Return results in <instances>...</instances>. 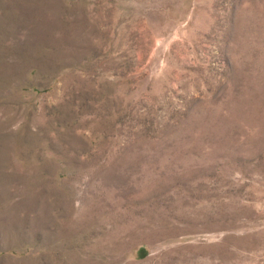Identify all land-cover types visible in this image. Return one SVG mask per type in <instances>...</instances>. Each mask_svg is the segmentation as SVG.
<instances>
[{
    "label": "rangeland",
    "instance_id": "374dc122",
    "mask_svg": "<svg viewBox=\"0 0 264 264\" xmlns=\"http://www.w3.org/2000/svg\"><path fill=\"white\" fill-rule=\"evenodd\" d=\"M0 264H264V0H0Z\"/></svg>",
    "mask_w": 264,
    "mask_h": 264
}]
</instances>
